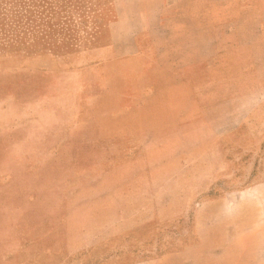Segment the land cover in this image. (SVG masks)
I'll use <instances>...</instances> for the list:
<instances>
[{
	"label": "rangeland",
	"instance_id": "obj_1",
	"mask_svg": "<svg viewBox=\"0 0 264 264\" xmlns=\"http://www.w3.org/2000/svg\"><path fill=\"white\" fill-rule=\"evenodd\" d=\"M158 6L88 0L58 13L62 33L0 54V264H126L182 249L198 242L199 203L264 178V102L206 146L202 115L143 121L171 79L133 38ZM263 86L242 89L264 101Z\"/></svg>",
	"mask_w": 264,
	"mask_h": 264
},
{
	"label": "crops",
	"instance_id": "obj_2",
	"mask_svg": "<svg viewBox=\"0 0 264 264\" xmlns=\"http://www.w3.org/2000/svg\"><path fill=\"white\" fill-rule=\"evenodd\" d=\"M158 1L133 38L171 79L142 107L160 113L143 121L174 127L202 115L206 146L233 134L264 102L261 93L242 89L264 81V0ZM109 50L115 47L102 52ZM195 230L197 243L126 264H264V178L199 203Z\"/></svg>",
	"mask_w": 264,
	"mask_h": 264
},
{
	"label": "trees",
	"instance_id": "obj_3",
	"mask_svg": "<svg viewBox=\"0 0 264 264\" xmlns=\"http://www.w3.org/2000/svg\"><path fill=\"white\" fill-rule=\"evenodd\" d=\"M87 1L0 0V54L17 50L22 46L25 38H34L38 34L50 38L56 32L62 33L66 26L62 25L60 27V25L57 26L58 24L54 23L58 13L67 10L68 12L75 9L80 10ZM93 10L91 7L88 9L89 13ZM95 16V21H98L99 12L96 11L93 18ZM80 19L81 23L87 21L85 14H82ZM74 46L72 48H75Z\"/></svg>",
	"mask_w": 264,
	"mask_h": 264
}]
</instances>
